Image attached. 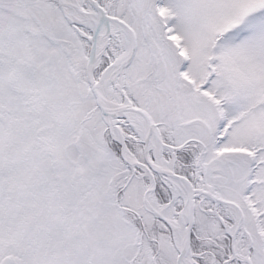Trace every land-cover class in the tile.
<instances>
[{"label":"rangeland","instance_id":"obj_1","mask_svg":"<svg viewBox=\"0 0 264 264\" xmlns=\"http://www.w3.org/2000/svg\"><path fill=\"white\" fill-rule=\"evenodd\" d=\"M14 1L7 2L31 9H36L33 3L46 6L37 0H24L26 5L23 0ZM52 1L60 7L59 0ZM97 1L137 33L133 60L126 70L124 63L117 67L118 82L127 89L131 102L153 116L163 142L172 131L179 137V145L182 139H198L202 157L200 163L195 160L196 165L200 170L207 168L199 174L200 188L232 203L197 202L190 257L195 264H248L244 258L251 254L253 264H264V0ZM69 3L93 11L86 0ZM26 10L19 11L27 15ZM66 11L70 17L76 10ZM8 21L9 16L0 10L1 43L10 36L31 46H21V52L19 46L0 44L2 53L11 59L28 54L29 59L23 55L24 59L30 60L38 77L49 82L38 93L32 87L38 105L46 104L48 98L44 122L34 129L40 118L21 105L28 94L18 95L9 89L8 76L0 70V92L10 105L7 108L0 103L1 161L6 156L8 165L13 161L15 166L18 160L23 165L19 155L30 149L32 170L23 174L24 184L13 181L17 191L18 183L27 189V212L40 213L38 204L45 199L52 207L63 206V222L59 219V224L53 222L49 229L62 235L64 244L81 246L88 255L82 235V229L88 227L92 243L106 253L110 264H176L179 247L168 219L183 220L188 226L186 195L174 188L177 181L156 177L154 183L145 169L143 141L135 127L146 121L136 114L122 115L118 122L121 130L128 127L123 132L127 138H116L87 87L90 43L80 46L66 23L51 33L53 39L64 41L56 48L31 40L39 34L29 20L14 19V30ZM28 24L32 35L25 34ZM82 32L92 36L87 22ZM132 43L131 34L121 25H114L110 40L105 31L99 45L105 51L96 68L99 80L105 69L132 52ZM54 49L53 63L41 67ZM201 88L208 95H200ZM109 89L123 98L114 84ZM56 99L60 104L54 103ZM212 102L220 119L206 111ZM161 148L154 138L152 161L160 158ZM179 148L172 147L164 158L176 173L181 160L186 159ZM123 150L134 162L144 163L143 167L126 162ZM250 169L251 180L247 179ZM152 183L155 187L150 193ZM148 195L152 205L163 210L162 216L147 207ZM10 207L16 209L13 204ZM49 214H55L52 208ZM37 219L31 220L32 238L38 234L34 229ZM233 235L236 255L231 251ZM101 255L104 258V253Z\"/></svg>","mask_w":264,"mask_h":264},{"label":"flooded vegetation","instance_id":"obj_2","mask_svg":"<svg viewBox=\"0 0 264 264\" xmlns=\"http://www.w3.org/2000/svg\"><path fill=\"white\" fill-rule=\"evenodd\" d=\"M7 1L10 0H0V10L3 12V14L9 16V21H8L9 26L11 27L12 25V29L16 27V22L14 21V19H18L21 22H25L29 20L31 23H29V21H27V23L32 24L35 27V29H37V33L39 34L38 36H32L31 40L39 39L40 41L38 40V42H43V43L47 42L50 45L57 48L64 41L59 38L53 39L51 37V33L56 26H62L63 25L62 23H66L71 28L73 33L76 35L78 41L80 42V46L82 44L85 46V41L89 42L87 37H84L86 35L81 36L80 33L73 27V25L70 24L66 9L65 11H63L61 6L58 7L57 2H53L52 0H37L40 3H44L46 6H42L38 4L36 5L35 3H33L34 8L36 9H31L30 6L29 7H25V6L18 7L17 5L13 6L11 5V2H7ZM16 1L17 0H15L14 2L16 3ZM25 1L28 2V0ZM25 1L24 3L26 5ZM31 1L32 0H30V3ZM18 9L19 10L27 9L26 10L27 15H22L21 11H19ZM156 13L158 15L160 14V12L157 9H156ZM47 15L49 17L48 20H46ZM29 24L27 25V27L25 26V34L27 33L26 35H32L30 32ZM75 24L80 28V31L83 29V25L77 24V22H75ZM163 29L165 34L167 28L164 27ZM5 41L6 42L2 44L1 43L2 41L0 40L1 46H9V47L10 45L17 47L19 46L21 52L23 50L21 46L23 47L26 45L31 46V43L25 44L24 39L16 40V39H12V37L10 36L6 38ZM1 46H0V64L2 61H5V63L1 64L2 67H0V70H4V72L8 76L6 86L12 91H14L15 94L18 95H23L24 93L28 94L27 97L24 99V102L21 103V105L22 106L25 105V108H27L29 111H34L40 118L38 119L39 121H37V123L34 125V129H36L38 124H42V122H44L43 108L46 107L48 98L46 100V104L42 103L38 105L33 100V94L35 91L32 89L35 88L36 92L38 93V89L45 90V88L49 85V82L46 78L38 77L36 70L33 71V67L31 65L30 60L24 59V56L26 59H29L26 57L29 56L28 54L26 53L16 54L20 56V58L11 59L10 56L2 53ZM55 52L56 49L51 51V56L47 61H44L41 64V67L48 66L49 63L50 64L53 63L52 59L56 54ZM106 71L107 69H105L104 73ZM95 76L98 79V84H99L100 80L97 71L95 73ZM87 87L91 89L88 81H87ZM124 89L128 94L129 98H131L125 86ZM199 94L203 95L204 97L205 95H208L207 92L203 91V88L199 90ZM53 101H55L54 103L56 104H60L58 102L59 100L57 99ZM0 103L3 105V107L10 108L9 102L6 100L4 94H2L1 92H0ZM74 104L75 102L73 101L72 105ZM207 106L208 107L206 111L211 113L212 115L213 114L216 115L218 117L217 119H220L219 114H216L217 112L215 110L214 103L213 102L209 103ZM124 128H126L124 129V131L127 132L128 127L124 126ZM40 132L41 131L38 130L39 134ZM80 136H82V133L80 134ZM178 138L179 137H176L175 133L172 131L165 136V141H164V143L167 146H171V147L178 146V148L182 147L180 151L183 153L184 156H186V159H184V161L181 160L179 166L180 171L179 173L177 172V174L186 176L188 178L190 177V179L193 182H195L196 186L200 188L199 174L204 169L207 170L205 166H203L200 170L199 167L196 165V161L200 163L202 157L200 142L198 139L191 137L189 139H182L181 145H179ZM162 148H161V155L166 157V155H168L167 151H170V149L168 147H163V146ZM30 152H31L30 149H26L25 151H23V153L19 155L23 165H21L20 161L18 160L16 161L17 165L15 164V166H12L13 161L9 165L6 163L8 162V160H5L6 156L1 161V156L3 155L0 153V200H1L0 201V250L3 251V254H0V264H2L4 260H7L8 264H110L106 259V253L102 252V250L98 247V245L92 243L91 230L88 227L82 229V235L84 237V250L88 252V255L84 254L83 247L81 246L80 248L79 246L75 248L66 245V243L64 244L65 242L64 237L62 235L54 234V231L52 229H49V225L52 226L53 222L54 224L57 225L59 224V219L60 221L63 222L64 215L61 214L64 210L63 206L56 205V207H52V205L48 203V199H45L41 202V204H38L40 205V208L37 207L38 208L37 211H39L40 213L27 212V205L30 204L28 202L27 189L25 190V188L22 187L21 183H18L17 185L19 186V188L17 191L16 190L17 188L14 189L13 187V181H20L22 182V184H24L23 179L25 178V176H23V174L26 175L27 173H30L29 171L32 170L31 168H33L28 161ZM142 153L144 155V143L142 144ZM13 154L10 155V157L13 156ZM153 155L154 153L151 150L150 156L152 158L154 157ZM19 157L17 158L19 159ZM48 157H49V153H48ZM144 163L146 164V162ZM144 163L141 164L144 165ZM141 164L138 165L140 168L143 167ZM23 170L24 173L22 172ZM251 173H252V169L249 170L247 174V179L250 178L251 180ZM16 175H18V178L15 177ZM155 177H158L160 181L163 179L165 180L166 178V177H160L157 174L155 175ZM45 190L48 193V189ZM47 197L49 198V196ZM59 200H61V198H59ZM197 202L203 203V202H213V201L206 196H202L197 199ZM10 204H13L16 209L11 207L9 208ZM50 208L53 209L55 214H51V215L49 214ZM3 216H5L6 218ZM36 216L39 218V220L38 219L34 220L36 225L34 226V229H36V232L38 234H36L32 238V235L29 233L32 230L30 224L32 218ZM50 217H52L53 220H51ZM6 220L9 222V224H6L7 222ZM103 253H104V258L101 255ZM253 257L254 256L252 255V258Z\"/></svg>","mask_w":264,"mask_h":264},{"label":"water","instance_id":"obj_3","mask_svg":"<svg viewBox=\"0 0 264 264\" xmlns=\"http://www.w3.org/2000/svg\"><path fill=\"white\" fill-rule=\"evenodd\" d=\"M59 1L61 3L60 4L61 8L63 9V11H65L67 4L64 2V0H59ZM86 1L90 4V6L93 8V10L97 11L101 15L100 21L94 27L92 38L87 37L90 44H91L90 52H89L88 65H87V79H88L89 85L91 87V90L95 96L96 104H97L102 116L104 118H108L109 121H111L112 123L114 122V127L116 129H119L120 131H121V129H120L118 122H117L120 119V115L127 117L128 114L132 113V114H136V115L142 117L148 123V133H147L145 140L143 141V143H144V159L146 161L147 171L153 177L154 183H155V174H157L160 177H166V178H170L174 181H177L178 185L180 186V189H182V191L186 195V202H187L186 207L188 210V226L186 229L185 244L181 249H179V255H178L177 260H176V264H182L188 257L191 256L192 240H193L195 224H196L197 198H200L202 196H206V197L210 198L211 200H213L216 204L221 203V204L229 205L232 203H230L226 199L218 197L217 195L213 194L210 191L198 188L196 186L195 182H193L190 178H188L186 176L179 175L174 170L170 171V170H167L163 167H160V166L156 165V163H154V161H152V159L150 157V152L152 150V140L154 138H156L157 141L163 147H167V145L162 140L159 124H157L154 121L153 116L146 109L133 105V103L130 101L128 94L126 93V91L124 89V86H121L120 91H121L122 95L124 96V98L126 99V101L129 102L128 105L116 106L113 109L108 108L107 106L104 105L102 95L100 94V91L98 89V80L95 76V71L97 68L96 51L99 48L100 37L102 34L101 32L105 28L107 39L110 40V38L112 36V25L118 24V25H121L122 27H124L131 34L132 42H133L132 43V52L130 54L128 61H126L123 64L124 66H122L125 70H126L128 64L133 60V58L136 54V51L138 48V37H137L136 31L132 27H130L126 22H124V20L110 15L109 10L105 5L101 4L97 0H86ZM68 5H69V8H72V9H75L76 11L85 13L80 8H78L75 4L69 3ZM69 22L80 33L81 36H84L82 34V32L80 31L79 27L75 23H72L70 20H69ZM77 24H80V22H77ZM211 71L214 74L213 67H211ZM115 89H117V88L115 87ZM117 90H119V89H117ZM181 148H179L178 150H181ZM139 164H141V163H139ZM175 187H176V185H174V188ZM239 210H240V208H239ZM243 218H244V216L242 215V219ZM240 226L241 225L238 226V229H237L238 231L240 230ZM231 238H232V242H231L232 253L234 255H236V252H235L236 235H233ZM251 259L252 258L250 256H246L244 258V262H246L248 264H253ZM2 264H8L7 260H4L2 262Z\"/></svg>","mask_w":264,"mask_h":264},{"label":"bare ground","instance_id":"obj_4","mask_svg":"<svg viewBox=\"0 0 264 264\" xmlns=\"http://www.w3.org/2000/svg\"><path fill=\"white\" fill-rule=\"evenodd\" d=\"M70 1L71 0H64V2L68 6V7L66 6L65 9L69 8L68 4H69ZM77 12L79 14H77ZM100 19H101L100 13H98L95 10L87 11L85 13H82V12H79V11H72L70 13V17H69V20L72 23L83 22L81 25H84V22L85 23L87 22L89 24V27L91 28L92 32H93L94 27L96 26V24L100 21ZM114 25H116V24L112 25V31L114 30ZM105 31L106 30L104 28L102 30V32H101L102 34H101L100 40L103 37V34L105 33ZM85 35L87 36L86 33H85ZM88 37L92 38V36H88ZM99 45H100V43H99ZM104 51H105L104 49L103 50L100 49V48L97 49V51H96V61H97V63H98L100 57L102 56L101 52H104ZM130 54L131 53H129V54L126 53L123 56V59L118 62V64L115 63L112 67H109L107 69V71L102 75V77L100 79V82L98 84V89L100 91V94L102 95V98H103V101H104V105L107 106L108 108L113 109L116 106L128 105L129 104V102L126 101V99H125V101H123L124 96H122L123 98H121V95L117 96V95L112 94V92L109 89V87H110L111 84H114L115 87L117 89H119V91H120V88H121L120 84L121 83H119L118 79H117L118 75H120V71L117 70L118 69L117 67H120L121 63H125L126 61H128V59L130 57ZM120 117H123V116L120 115ZM109 123H110L111 127L115 130V136H116V138H118V140L122 141V140H125L127 138V135L125 136L123 132H121L119 129H116L114 127V122L112 123L111 121H109ZM135 128H136L137 135L140 137V140L144 141L146 136H147V133H148V123L147 122H143L140 125L136 126ZM152 143H153V140H152ZM123 152H124V155H125L124 159L126 160V162H129L132 166L139 165L140 162H136V161L134 162L133 158L130 155H128L125 152V150H123ZM154 163H156V165H158L160 167H163V168H165L167 170H170V171H172L174 169V166L172 168L171 164H169L167 161H165V159L162 158L161 154H160V158L157 157V158L154 159ZM145 169L147 170V166H145ZM154 187L155 186L152 183L151 186L149 187V192L150 193L152 191H154ZM175 188L180 190V186L177 185V184H176ZM146 204H147V207L151 211H153L156 215H158V216H162L163 215V210L161 208L152 205V203L150 201V195L147 196ZM168 222L170 223V225L172 227L174 240L176 241L177 246L179 247V249H181L184 246V244H185L187 226L185 225L183 220L175 221V220H169L168 219ZM182 264H195V262H194V260L191 257H188Z\"/></svg>","mask_w":264,"mask_h":264}]
</instances>
